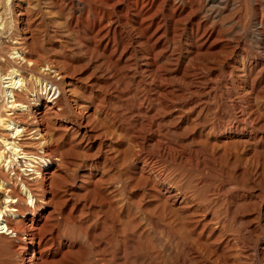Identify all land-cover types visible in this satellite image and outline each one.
Listing matches in <instances>:
<instances>
[{"label": "rangeland", "instance_id": "374dc122", "mask_svg": "<svg viewBox=\"0 0 264 264\" xmlns=\"http://www.w3.org/2000/svg\"><path fill=\"white\" fill-rule=\"evenodd\" d=\"M160 1L0 0L3 48L29 17L31 49L70 65H60L69 85L48 142L65 163L60 232L81 246L80 264H264V0ZM173 4L184 16L170 17ZM136 5L156 15L133 34L140 52L107 61L88 46V24L126 31ZM147 54L160 75L144 72Z\"/></svg>", "mask_w": 264, "mask_h": 264}, {"label": "bare ground", "instance_id": "6f19581e", "mask_svg": "<svg viewBox=\"0 0 264 264\" xmlns=\"http://www.w3.org/2000/svg\"><path fill=\"white\" fill-rule=\"evenodd\" d=\"M148 1L152 10L162 8V3L165 2ZM176 5L169 6L170 17L173 19L184 16L185 9L182 10L183 8L180 9ZM162 9L159 11H163ZM146 11L137 5L128 6L125 13L132 14L133 18L125 25L126 31H120L119 26H113L115 21H110L103 28L98 26L100 22L97 27L88 24L90 40L86 43L93 46L94 50L100 51L107 61L112 60L121 48V55L130 48L133 54L140 52V46L143 44L133 34L151 29L155 24L153 19H156V15ZM1 18L0 15V38L6 34V25ZM67 22L70 28L78 30L73 17ZM33 24L29 17L18 20V32L9 38L11 45H8L7 49L3 48V44L0 45V245L6 249L8 259L15 258V262L8 260L0 264H80L81 246L77 240L64 239L59 229L63 217L62 210L69 203L67 191L57 186L59 173L65 163L54 160L55 150L48 145L53 129L52 122L60 116L59 112L63 111L66 100L67 83L60 65L66 66L65 68L70 65L66 62H50L51 60L43 58L39 51L31 49L30 40L28 42L24 36L29 33L28 30ZM207 28L209 27L202 24L192 25L193 31H203L204 37L209 40L212 34ZM81 31L84 33V30ZM126 45L128 48H124ZM157 57L156 54L142 57L144 72H148L150 76H158L161 73L156 67ZM161 79L162 77L159 80ZM156 88L158 93L170 94L163 82ZM168 99L171 101V97ZM81 116L82 114L79 118ZM85 137L86 134L82 136V140ZM97 190L99 193L95 194L96 198L112 206V193L108 192L109 190ZM166 195L169 201L171 199L180 206L184 204V201L179 202L177 197L172 196L170 191H166ZM70 216L72 215L68 217ZM68 217L64 219L69 222Z\"/></svg>", "mask_w": 264, "mask_h": 264}]
</instances>
